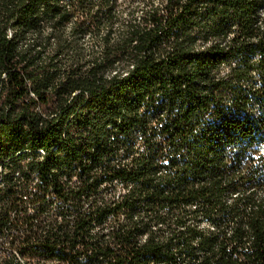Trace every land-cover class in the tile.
Masks as SVG:
<instances>
[{"label": "trees", "instance_id": "16d2710c", "mask_svg": "<svg viewBox=\"0 0 264 264\" xmlns=\"http://www.w3.org/2000/svg\"><path fill=\"white\" fill-rule=\"evenodd\" d=\"M263 9L0 0V204L67 206L24 264H264Z\"/></svg>", "mask_w": 264, "mask_h": 264}, {"label": "built area", "instance_id": "2783aa9c", "mask_svg": "<svg viewBox=\"0 0 264 264\" xmlns=\"http://www.w3.org/2000/svg\"><path fill=\"white\" fill-rule=\"evenodd\" d=\"M21 178L17 175L15 182ZM38 181V178H33ZM0 187V194L2 193ZM42 202H36L35 191L30 188L24 193H19L15 199L2 201V207L7 206L5 215V224L0 225V258L2 256H15V248H20L21 242L27 240L34 244L35 239L39 238L45 241L50 233L55 234V239H60L62 234H57V227L68 228L64 222V215L67 213V206L61 201L49 204V196L42 198ZM36 202V203H35ZM75 215V211H71ZM71 232L74 231V223L71 222L69 227ZM59 264V263H57Z\"/></svg>", "mask_w": 264, "mask_h": 264}, {"label": "bare ground", "instance_id": "6f19581e", "mask_svg": "<svg viewBox=\"0 0 264 264\" xmlns=\"http://www.w3.org/2000/svg\"><path fill=\"white\" fill-rule=\"evenodd\" d=\"M261 15H264V9L261 13ZM259 115V114H258ZM40 155H45L44 151L43 150H38L37 151ZM8 175V172L5 171V168L3 167V165H0V187H3L4 186V183H5V179H6V176ZM18 175V174H16ZM15 256L17 257V259L24 264V261L23 259L20 257V255L18 254L16 248H15Z\"/></svg>", "mask_w": 264, "mask_h": 264}, {"label": "rangeland", "instance_id": "374dc122", "mask_svg": "<svg viewBox=\"0 0 264 264\" xmlns=\"http://www.w3.org/2000/svg\"><path fill=\"white\" fill-rule=\"evenodd\" d=\"M134 1H135V5H136V6H139V1H140V0H134ZM83 210H86V208H84ZM56 264H57V263H56Z\"/></svg>", "mask_w": 264, "mask_h": 264}]
</instances>
